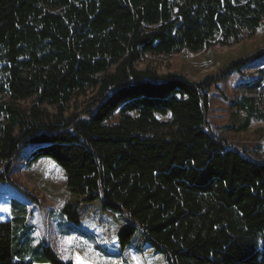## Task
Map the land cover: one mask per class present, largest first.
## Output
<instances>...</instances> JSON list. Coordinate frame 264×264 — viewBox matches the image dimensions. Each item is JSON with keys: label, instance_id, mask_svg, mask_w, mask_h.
I'll list each match as a JSON object with an SVG mask.
<instances>
[{"label": "trees", "instance_id": "obj_1", "mask_svg": "<svg viewBox=\"0 0 264 264\" xmlns=\"http://www.w3.org/2000/svg\"><path fill=\"white\" fill-rule=\"evenodd\" d=\"M145 55L178 58L159 74ZM263 57L264 0H0V183L34 145L24 176L119 263L264 264V162L207 123L209 88ZM22 218L0 223V264H72L18 240Z\"/></svg>", "mask_w": 264, "mask_h": 264}, {"label": "rangeland", "instance_id": "obj_2", "mask_svg": "<svg viewBox=\"0 0 264 264\" xmlns=\"http://www.w3.org/2000/svg\"><path fill=\"white\" fill-rule=\"evenodd\" d=\"M178 56H151L145 55L137 63L139 70L146 68L155 70L159 74L169 71L170 65ZM1 66V63H0ZM264 69V57L243 67L240 71L231 72L222 81L209 88L207 123L210 131L222 138L229 147L245 154L247 157L264 162V91L260 93L255 104L257 113L251 119L247 130L235 132L246 119L243 111H238L236 105L242 102L239 93L240 86L253 85L260 81V71ZM212 68L196 69L187 72L189 79L194 80L198 75ZM3 74L0 69V83ZM264 83L260 85V88ZM94 91L88 90L82 95L73 96L66 105V116L74 112H81ZM6 99L0 100V103ZM31 102H18L17 106L28 108ZM45 111L54 114V107L41 106ZM115 114L110 123L117 121ZM1 120V117H0ZM161 121L166 118H159ZM36 146L27 145L19 155L11 162L9 180L11 183H0V223L7 222L22 216V225L19 228L18 221H14L18 234L26 231V239L21 235L17 238L22 243L36 247L39 245L50 247L57 257L64 262L71 261L77 264V257L83 264H121L113 257L104 255L98 248L93 237L87 232L69 224L59 213L58 206L64 202L53 201L47 194L37 190L31 178L23 174V167L27 156ZM15 204V207H11ZM2 209H7L3 211ZM20 242V243H21ZM27 258V257H26Z\"/></svg>", "mask_w": 264, "mask_h": 264}, {"label": "snow or ice", "instance_id": "obj_3", "mask_svg": "<svg viewBox=\"0 0 264 264\" xmlns=\"http://www.w3.org/2000/svg\"><path fill=\"white\" fill-rule=\"evenodd\" d=\"M49 167H50V168H53V169H56L57 171H59V169L56 168V166H55L54 164H49ZM2 210H3V211H7V209H2ZM133 259L135 260L136 258L133 257ZM77 264H83V262L80 260L79 257H77Z\"/></svg>", "mask_w": 264, "mask_h": 264}]
</instances>
